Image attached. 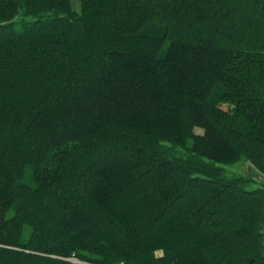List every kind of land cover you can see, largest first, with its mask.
<instances>
[{
    "label": "trees",
    "instance_id": "16d2710c",
    "mask_svg": "<svg viewBox=\"0 0 264 264\" xmlns=\"http://www.w3.org/2000/svg\"><path fill=\"white\" fill-rule=\"evenodd\" d=\"M244 161L264 0H0V264H264Z\"/></svg>",
    "mask_w": 264,
    "mask_h": 264
},
{
    "label": "rangeland",
    "instance_id": "374dc122",
    "mask_svg": "<svg viewBox=\"0 0 264 264\" xmlns=\"http://www.w3.org/2000/svg\"><path fill=\"white\" fill-rule=\"evenodd\" d=\"M197 131L199 130L197 129ZM230 171L239 174L246 172V174L253 178V180L256 181L257 184L260 183L262 186H264V174L255 172L253 169H251L250 166L247 165L245 161L243 163H238L237 165H234L230 168Z\"/></svg>",
    "mask_w": 264,
    "mask_h": 264
}]
</instances>
